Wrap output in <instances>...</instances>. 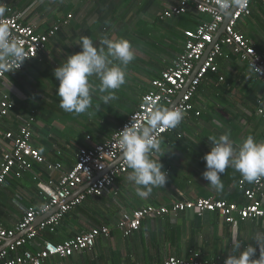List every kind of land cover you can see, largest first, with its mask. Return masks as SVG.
<instances>
[{"label": "crops", "instance_id": "obj_1", "mask_svg": "<svg viewBox=\"0 0 264 264\" xmlns=\"http://www.w3.org/2000/svg\"><path fill=\"white\" fill-rule=\"evenodd\" d=\"M2 3L7 9L5 14L19 15L23 24L32 26L39 34L47 32L67 15L72 16L68 25L49 39L44 51L26 62L20 71L6 75L7 82L16 91V95L8 92L15 106L10 116L1 121L0 130L16 134L32 117V144L46 161L34 163L28 170L12 169L6 186L0 188V229L11 230L29 208L47 205L48 198L38 183H58L72 169L80 149L107 141L136 110L142 96L151 89V81L170 68L184 51V31L196 29L210 17L195 10V0H188L185 14L164 20L158 15L174 6L177 0H2ZM235 30L257 51H264V0H256L251 15L241 18ZM81 36H89L95 46H99L104 36L125 38L133 45L136 58L127 67L126 83L117 90L116 100L105 105L94 95L92 108L76 115L59 106L60 98L56 95L59 81L53 71L68 55L81 51L76 44ZM216 64L217 72L206 75L193 98L194 111L162 137L167 151L160 157L162 170L168 177L165 187L154 188L148 198L141 199L127 181L128 173L122 175L106 195L91 197L78 212H73L77 206L69 210L53 233L56 241L61 243L106 222L108 225L103 226L112 224L111 238H98L94 247L85 251L88 264L93 260L96 264H152L172 257L187 260L195 254L199 261L217 262L227 258L234 233L243 243L241 250L248 244L255 246L251 238L258 231L264 232V220L239 221L233 228L216 213L198 217L182 212L147 219L128 238H123L114 227L123 213L147 205L164 206L197 199L224 200L238 206L247 204L239 182H244V189L252 183L228 168L221 176L224 190L218 194L202 176L206 170L203 157L211 147L207 137L219 136L226 130L231 131V139L236 143L249 135L257 142L264 141V86L228 47L223 48ZM93 82L99 83L95 78ZM260 108L262 115L258 114ZM152 158L158 159V155L153 154ZM47 162L60 164V171L49 170ZM86 185L77 188L67 200L83 193L80 190ZM261 200L264 205V191ZM25 232L3 240L0 248L10 245ZM43 232L46 231L38 234ZM45 241L38 236L17 253L31 252L27 249L29 245L35 246L38 252ZM258 256L257 248L255 258ZM57 259L62 260L51 257L43 264H61Z\"/></svg>", "mask_w": 264, "mask_h": 264}, {"label": "built area", "instance_id": "obj_2", "mask_svg": "<svg viewBox=\"0 0 264 264\" xmlns=\"http://www.w3.org/2000/svg\"><path fill=\"white\" fill-rule=\"evenodd\" d=\"M256 0H246L245 7H237L228 21L223 33L215 41L225 17L216 15L214 7L216 0H195V10L202 15H208L210 20L199 25L194 30L184 31V51L172 62V66L163 71L160 76L151 81V89L142 96L140 103L134 112L102 144L90 148H82L76 156V162L72 169L64 173L58 183L53 181L39 182L38 188L47 196L48 204L40 209L29 208L21 221L11 230L0 229V244L5 239H12L18 233H26L15 240V242L0 250V264H43L51 257L61 259L68 258L75 253L91 250L98 238H111L112 226L94 227L89 231L77 235L61 243L45 241L42 249L36 254L23 251L18 254L17 250L31 244L37 238L38 232L49 231L55 233L63 216L73 207L80 205L87 198L102 197L113 187L117 178L127 174V169L119 149V132L126 125H130L132 118L137 125L146 124L149 114L154 107H169L174 99L184 90L188 78L195 72L193 79L187 86L178 103L173 108H182L185 117L193 110V98L199 86L208 73L217 72L216 60L221 57L224 47L230 48L242 62L260 79L264 86V51H257L251 42L243 38L236 30L237 22L251 15V7ZM188 0H177L174 6L163 10L158 18L170 19L186 13ZM10 13V10H8ZM71 15L58 20L47 32L39 34L32 26L21 22L20 16L15 14H4L0 17V24H6L16 38L23 42L26 57L24 64L37 57L39 52L46 49L50 38H53L63 27L68 25ZM211 49L205 59L203 56L209 46ZM203 60V61H202ZM202 63L199 65V63ZM260 69L259 72L255 68ZM12 73V72H9ZM8 72H0V124L1 121L10 116L15 102L9 93L16 95L15 89L7 82ZM11 86V87H10ZM9 92V93H8ZM196 116L198 112L194 113ZM262 115L263 110L258 109ZM34 119L28 118L18 129L16 134L2 132L0 130V188L6 186L7 177L12 169L28 170L34 163H44L45 159L32 144V125ZM166 129L158 132L160 137L172 132ZM180 138V136H178ZM49 170L60 171V164L47 162ZM19 171L16 173L18 176ZM87 184V188L74 197L67 200L71 194L80 186ZM243 181L239 182V188L247 202L244 206L230 203L224 200L197 199L194 201H175L169 205L153 206L147 205L121 215L115 228L123 238H128L139 231L142 223L147 219L161 218L170 214L176 215L182 212H190L198 217L205 213H216L222 220L235 228L239 221L264 220V205L261 197L264 191V178L252 183L250 188H243ZM58 207V210L47 219L43 220L35 229L29 228L35 221L47 213L50 209ZM29 230V231H28ZM15 255L9 258V254ZM225 260L217 262L199 261L197 255L185 260L168 258L160 263L152 264H224Z\"/></svg>", "mask_w": 264, "mask_h": 264}, {"label": "clouds", "instance_id": "obj_3", "mask_svg": "<svg viewBox=\"0 0 264 264\" xmlns=\"http://www.w3.org/2000/svg\"><path fill=\"white\" fill-rule=\"evenodd\" d=\"M245 3L246 0H216L214 12L227 18L234 8H243ZM6 11L0 0V17ZM76 44L81 51L68 55L54 69L53 75L59 81L56 89L59 106L65 112L80 115L92 108L94 95L105 105L118 98L116 92L126 83L127 67L136 54L131 42L125 38L104 36L99 46H95L89 36H81ZM27 58L23 42L12 35L6 24H0V72L19 69ZM93 78L99 83H94ZM184 118L182 108L157 106L149 114L146 124L137 125L132 118L131 124L119 132V149L130 170L126 179L133 185L137 197L148 198L154 188L165 187L168 177L162 170L160 157L167 151H164V142L158 132L176 128ZM207 140L211 147L203 157L206 170L202 176L218 194L224 190L221 176L228 168L238 172L250 184L264 178V141L257 142L249 135L236 143L231 139L230 130L219 136L210 135ZM153 154L158 155V159H153ZM251 240L255 241V246L248 244L241 250L243 243L234 233L224 264H264V232H256ZM257 248L259 256L255 258Z\"/></svg>", "mask_w": 264, "mask_h": 264}, {"label": "trees", "instance_id": "obj_4", "mask_svg": "<svg viewBox=\"0 0 264 264\" xmlns=\"http://www.w3.org/2000/svg\"><path fill=\"white\" fill-rule=\"evenodd\" d=\"M89 200H91L90 198L88 199L87 202H83L82 204H80L79 206H77L76 208L73 209V212H78L80 211V209L83 207V204H86V203H89ZM48 204V203H47ZM46 206V205H45ZM114 219H117V218H114ZM115 223V222H113ZM103 225H108V223H104L102 225H98L97 227H102ZM109 226H112V224H110ZM39 236V238L41 239H45L47 241H50V242H53V243H60L59 241H56L53 236L54 234L53 233H49L48 231L46 232H43V233H39L37 235V237ZM33 254H36L37 252L35 251V246H32V245H29L28 248ZM85 254L87 255V253L83 252V253H78V254H73L72 256L68 257L67 259H57V260H60V263L61 264H88V258L85 257ZM15 254L12 253V254H9V258L13 257ZM90 264V262H89ZM91 264H96V262L93 260L91 262Z\"/></svg>", "mask_w": 264, "mask_h": 264}, {"label": "water", "instance_id": "obj_5", "mask_svg": "<svg viewBox=\"0 0 264 264\" xmlns=\"http://www.w3.org/2000/svg\"><path fill=\"white\" fill-rule=\"evenodd\" d=\"M236 9H237V7L234 8V9L232 10V13H231V15H230L229 17L225 18L224 23L222 24V26H221L219 32L217 33V35L215 36V41H216V40L218 39V37L223 33L224 28L226 27L228 21L230 20L232 14L234 13V11H235ZM211 47H212V45L209 46V48H208L207 51L205 52V54H204V56H203V60L205 59V57H206L207 54L209 53ZM203 60H202V61H203ZM202 61L199 63V65L202 63ZM194 74H195V72H194V73L188 78L184 90H183V91H182V92H181V93H180V94L174 99V101L169 105V107H172V108H173V107L178 103L180 97L183 95V93H184V91L186 90L187 86L190 84L191 80L193 79ZM87 186H88V185H86L85 187H83L82 190H80V192H82L83 190H85V189L87 188ZM80 192H78V193H80ZM58 207H59V206L54 207V208L50 209L47 213H45V214H43L42 216H40V217L36 220V223H34V224L29 228V230H32V229L36 228V227H37V226H38L43 220L47 219V218L50 217L52 214H54V213L58 210ZM29 230H28V231H29ZM25 233H26V232H25ZM25 233H24V234H25ZM24 234H23V235H24ZM15 240H16V239H15ZM15 240H14L13 242H15ZM13 242H12V243H13ZM1 249H2V248H0V250H1Z\"/></svg>", "mask_w": 264, "mask_h": 264}]
</instances>
